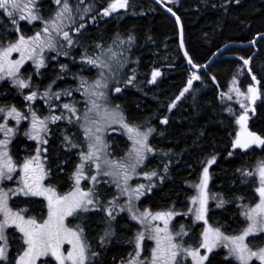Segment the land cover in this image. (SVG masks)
I'll return each mask as SVG.
<instances>
[{
    "label": "snow or ice",
    "instance_id": "6c2138e0",
    "mask_svg": "<svg viewBox=\"0 0 264 264\" xmlns=\"http://www.w3.org/2000/svg\"><path fill=\"white\" fill-rule=\"evenodd\" d=\"M53 2L56 8L46 17L41 0H0V9L4 10L12 25L11 29L0 31V84L15 88L23 101L28 102L20 106L0 103V264H105L108 247L113 245L114 240L133 245V251L120 264H211L209 255L221 248L226 249L227 264H250L253 258L264 264V242L257 243V236L253 235L264 234V161H260L256 169L259 186L255 191L259 194V202L253 206L245 204L242 196L236 198L240 201V214L246 221V226L238 234H228L221 227L208 223L210 198L217 201V207H223L228 202L222 198V194L209 195V169L216 163L218 154H212L204 161L198 182L193 184L197 191L190 197L192 206L186 212L177 211L175 205L159 211L147 207L142 210L141 197L156 188V181L163 183L172 161L164 164L163 174L158 168L149 167V157L158 151L149 142L156 129L130 122L121 106L111 103L110 93L122 91L118 84L122 82L127 87L136 81L135 69L131 76L120 75L136 37L132 34L127 37L117 34L107 47L94 42L91 46L95 51L91 54L89 44L83 39L88 27L86 18L90 17L95 23L98 16L109 17L120 9H128L129 0H109L107 6L94 15L90 14L95 10V0L87 4L85 0ZM160 2L164 3V0ZM235 3L239 4L240 0H235ZM167 11L180 22V16L172 8H167ZM20 21H40L42 26L33 34L25 35L20 31ZM257 37L264 40V33H257ZM250 43L255 45L257 40L253 39ZM74 47L83 49L80 60L85 67L97 69L96 77L89 79L84 75L73 74L78 79L75 87L55 90L54 79L41 92L33 75L41 76L40 69H46L49 62L58 60L60 56H70V50ZM179 47L183 49V56L187 58L191 70L185 86L169 104V111L177 107L185 94L195 91L194 81L203 83L199 70L208 68V64H198L189 55L185 47L183 24H180ZM48 52H55L56 55L48 57ZM13 54H17L16 58H13ZM72 59L75 61V57ZM240 60L246 71L252 73V57L245 59L241 56ZM29 61L31 65L25 67ZM59 67L64 71L68 65L60 64ZM243 71L240 69L239 74H243ZM162 75L159 67L154 68L148 83L156 84ZM62 78L59 75L56 77ZM211 79L216 81V76L212 75ZM251 79L259 85L255 74L251 75ZM231 83L232 87L219 95L225 105L222 110L234 116L239 125L232 147L244 150L253 145L264 147V136L248 127L249 111L255 113V103L261 95L259 87L248 85L243 91L238 86L236 76ZM74 92L82 94V107ZM7 94V91L0 90V96ZM62 96L69 99L62 101ZM234 98L240 105L239 115L228 103ZM37 99L47 105V114H42L34 107ZM25 121L28 123L22 131L21 124ZM58 121L78 126L83 135L81 143L78 142L79 138L68 135L65 129L62 145L69 151L78 149L79 157V163L70 174L72 186L66 192L59 191L52 182L45 183L52 175L51 169L46 166L49 138L52 136L49 125ZM161 122L168 124V117H163ZM113 125H119V129ZM117 130L127 135L131 145L124 157L113 159L106 133ZM199 134L203 137L205 133L201 130ZM21 135L36 144L29 154L17 158L13 154V141ZM238 171L246 178L245 182L254 175L244 169ZM140 176L145 177L147 183L137 182L133 186L130 183L132 179ZM82 181L88 183L82 186ZM7 182H14L15 187H6ZM108 185H114L116 189L111 198L104 191ZM13 197L28 198L29 203L34 202L32 198H44L46 217L40 215L38 218L30 214L27 206L13 207ZM121 213H127L129 220L140 226L131 237L119 234L114 225ZM182 215H191L194 222L203 221L207 225L195 245L186 243L184 239L189 235V228L183 224L178 229L172 226V221ZM69 217L79 222L70 225ZM94 217H99L104 227L96 237L90 238V225ZM9 229L13 230L11 234ZM249 236L253 237L251 241L248 240ZM92 239L96 240L95 245ZM259 239L264 241V235ZM146 240L154 242L148 255L144 254ZM65 244L70 246L68 250H65ZM201 249L206 252L202 254ZM50 258H54V261Z\"/></svg>",
    "mask_w": 264,
    "mask_h": 264
},
{
    "label": "trees",
    "instance_id": "16d2710c",
    "mask_svg": "<svg viewBox=\"0 0 264 264\" xmlns=\"http://www.w3.org/2000/svg\"><path fill=\"white\" fill-rule=\"evenodd\" d=\"M90 2L92 0H85V4ZM108 3L109 0H95V10L90 15L99 12ZM41 6L46 17L56 8L53 0H41ZM168 6L180 16L189 55L194 62L201 65L221 47L229 43H246L253 40L257 33H264V0H240L239 4H236L235 0H172ZM3 14L0 18V31L12 28L4 11ZM86 19L88 27L83 39L90 46L88 49L90 54L95 51L91 46L94 42L103 43L107 47L117 34L122 37L135 35V43L127 53L128 59L120 75L131 76L132 70L135 69L136 81L134 85L127 87L122 82L118 84L122 91L110 93L111 103L119 104L130 122L156 129L149 142L158 151L154 156L149 157V167L158 168L162 173L164 164L169 160L172 161L163 183L156 181V188L141 197V209L147 207L152 211H159L175 205L177 211L186 212L192 206L190 197L197 191L193 184L198 182L204 161L210 155L218 154L216 163L209 169L211 173L209 195L211 197L213 194H222V198L228 202L223 207H217V201L210 198L208 223L214 227H221L228 234H238L240 229L246 226V221L240 214V201L236 198L242 196L245 198V204L253 206L259 202V194L255 191L259 186L256 169L258 163L264 161V147L253 145L247 150L232 147L239 132V125L234 116L222 110L225 105L221 102L219 94L227 91L231 80L240 69L245 70L243 86L253 82L251 75L255 74L260 83L256 85L254 81V84L259 87L261 95L255 104V113H251L248 127L264 136V40H260L256 46L248 49L230 48L223 52L211 68L200 73L203 83L194 81L195 91L185 94V97L177 103V107L169 111V104L185 86L190 73L179 48V33L175 20L151 0H129L128 9L118 10L109 17L98 16L95 23L90 17ZM41 26L40 21L31 23L20 21L19 25L20 31L25 35L33 34ZM82 51V48L74 47L70 50V56H60L58 60L49 62L46 69H40L41 76L33 75L34 82L40 85V91L42 92L54 79L56 80L53 85L54 90L75 87L78 79L73 74L84 75L89 79L95 78L97 69L84 66V62L80 60ZM46 55L51 57L56 53L48 52ZM241 56L245 59L252 57V73L246 71L240 60ZM72 57H75V61ZM60 64H67L68 68L62 71ZM29 65L31 61L25 67ZM157 67L163 75L158 77L156 84L148 83L151 79V71ZM34 68L35 66L32 65V69ZM58 75L63 78L56 79ZM212 75L216 76V81L211 79ZM0 90L8 93L0 96V103H15L17 106L28 103L23 101L19 92L8 84H0ZM24 91L27 93L28 90ZM73 95L81 102L82 107L84 103L82 94L74 92ZM68 99L61 97L62 101ZM34 107L42 114H47V105L42 100L37 99ZM56 111L59 113L60 110ZM165 116L169 119L168 124L161 122ZM27 123V121L22 122V131ZM49 127L52 129V136L49 138L46 166L51 169L52 175L45 183L52 182L59 191L66 192L72 186L70 174L79 163V157L78 149L69 151L63 147V136L67 129L68 135H72L74 139L79 138L78 142L82 143V129L69 125L67 121H58L56 124H50ZM114 128L119 129L117 126ZM201 130L205 133L203 137L199 134ZM107 142L113 159L122 158L124 148L131 145L127 135L121 131L108 134ZM35 144V141L28 140L22 135L18 136L13 141L14 156L19 158L29 154L34 150ZM229 152L232 153L231 156L228 155ZM62 162L64 164H60ZM238 169L251 171L254 175L248 177L245 182L246 178ZM134 181L147 183L143 176L134 178ZM13 184L14 182H7L5 186ZM104 191L108 194V198H111L116 189L114 185H108ZM32 201L34 202L29 203L28 198L13 197L11 203L13 207H29L30 214L37 215L38 218L40 215L45 216L44 198L36 197L32 198ZM69 218L68 222L72 223ZM180 224L185 225L190 233H193L194 241L191 234L184 237L186 243L193 245L198 242L201 232L207 227L202 221L194 222L191 215L177 216L172 221L174 229H178ZM114 225L117 232L126 237H131L139 228L135 221L129 220L127 213L117 216ZM103 227L100 218L94 217L90 225V238L96 237ZM12 231L9 229L10 234ZM262 235L264 234L257 235V243L264 242L259 239ZM92 243L95 245L96 240L92 239ZM145 243L147 247L144 254L148 255L154 242L146 240ZM132 251V244L123 240L120 242L114 240L113 245L108 247L105 264H113V257L115 264H120V261L127 258ZM205 252L206 250L201 249L202 254ZM225 255L226 249L214 250L209 255V260L211 264H227ZM50 259L54 261V258ZM188 259L190 261V257ZM250 264H262V262L253 258Z\"/></svg>",
    "mask_w": 264,
    "mask_h": 264
},
{
    "label": "water",
    "instance_id": "95a60500",
    "mask_svg": "<svg viewBox=\"0 0 264 264\" xmlns=\"http://www.w3.org/2000/svg\"><path fill=\"white\" fill-rule=\"evenodd\" d=\"M154 4H156L160 9H162V10H164L166 13H168L174 20H175V22H176V24H177V27H178V33H179V30H180V24H183L182 23V21H181V19H180V22L178 23L177 21H176V19H175V17L172 15V13H170V12H168L167 11V8H170L169 6H168V4H169V0H165L164 1V3H161L160 2V0H151ZM165 5H167V7H165ZM175 12V11H174ZM176 13V12H175ZM177 14V13H176ZM178 15V14H177ZM183 30H184V27H183ZM254 39H256L257 40V43L255 44V45H252L250 42L252 41H248V42H246V43H229V44H227V48H225V46H223V47H221L220 49H218L217 51H215L214 53H213V55L208 59V61L205 63V64H208V68H207V70L209 69V68H211L212 67V65L214 64V62H215V60L223 53V52H225L226 50H228V49H230V48H238V49H248V48H251V47H254V46H256L258 43H259V41H260V39L256 36ZM185 47H186V45H185ZM180 48V47H179ZM180 51H181V54H182V56H183V49H181L180 48ZM183 58H184V60H185V62H186V64L188 65V67H189V69L191 70V66L187 63V58L186 57H184L183 56ZM204 65V64H203ZM204 71H206L205 69H203V68H201L200 70H199V73H202V72H204Z\"/></svg>",
    "mask_w": 264,
    "mask_h": 264
},
{
    "label": "rangeland",
    "instance_id": "374dc122",
    "mask_svg": "<svg viewBox=\"0 0 264 264\" xmlns=\"http://www.w3.org/2000/svg\"><path fill=\"white\" fill-rule=\"evenodd\" d=\"M74 2V1H73ZM121 10V9H120ZM3 11L4 10H2V9H0V18H2V15H4L3 14ZM5 13V12H4ZM16 55V54H15ZM13 58H16V56H14V54H13ZM244 75H245V70L243 71V74H239V71L234 75V76H236L237 77V79L239 80V87L241 88V90H243V91H246V89H247V86L248 85H255L254 84V81L253 82H251V83H248V84H246L245 86H243L242 85V82H243V80H244ZM231 82H232V80H231ZM230 87H232V83H230V85H229V87H228V89H227V91L229 90V88ZM227 91H225V92H227ZM234 95V94H233ZM260 99V96H259V98L257 99V101H256V103L258 102V100ZM229 104H231V106L236 110V114L237 115H239L240 114V112H241V109H240V105H239V102L238 101H236L235 100V98L232 100V101H229L228 102ZM255 103V104H256ZM251 111H249V116H251ZM249 122V121H248ZM114 126H117L118 128H119V125H113V127ZM117 132H119V130H117ZM116 131H108L107 133H106V140H107V138H108V134H111V133H117ZM128 141H130L129 139H128ZM131 142V141H130ZM127 149L128 148H124V155L126 154V152H127ZM124 155L122 154V157H124ZM113 158V157H112ZM60 164H64V162H62V163H60ZM134 178H136V177H134ZM134 178L132 179V181L130 182V183H132L133 185L136 183L135 181H134ZM88 182L87 181H82V186H84V185H86ZM11 187H15V183L11 186ZM123 199V198H122ZM12 204V203H11ZM45 217H46V215H45ZM70 220H72V223H70V225L71 224H75V223H78L79 221H75V219L72 217V218H69ZM73 221H75V222H73ZM203 222V221H202ZM139 226V225H138ZM140 227V226H139ZM18 234V233H17ZM192 235V240L194 241L195 239H194V237H193V233L191 232L190 233V231H189V235ZM253 235H255V236H257L258 234H253ZM253 239V237L252 236H249V238H248V240L249 241H251ZM65 250H68V248L70 247L69 245H67V244H65ZM42 260L43 259H49V258H41Z\"/></svg>",
    "mask_w": 264,
    "mask_h": 264
}]
</instances>
